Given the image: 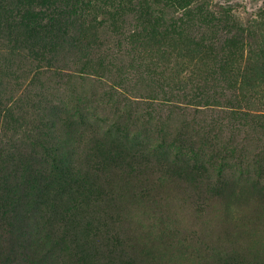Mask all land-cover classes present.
<instances>
[{"label":"rangeland","instance_id":"1","mask_svg":"<svg viewBox=\"0 0 264 264\" xmlns=\"http://www.w3.org/2000/svg\"><path fill=\"white\" fill-rule=\"evenodd\" d=\"M263 10L0 0V178L40 139L65 153L40 197L67 201L65 243L35 264H264V123L234 113L264 84Z\"/></svg>","mask_w":264,"mask_h":264},{"label":"trees","instance_id":"2","mask_svg":"<svg viewBox=\"0 0 264 264\" xmlns=\"http://www.w3.org/2000/svg\"><path fill=\"white\" fill-rule=\"evenodd\" d=\"M226 4L220 7L232 8ZM261 88L258 100L241 101L243 106L235 103V109L247 110L234 113L264 123V84ZM55 141L49 146L45 140H38L41 156L37 163L21 165L15 180L9 175L0 178V264H35L43 259L46 246L60 250L65 243L60 217L68 212L67 201L63 204L66 207H60L61 201L56 198L40 205L41 196L47 198L50 191L54 195L60 193L67 184L64 178L67 174L61 166L65 153ZM32 207L34 211L30 210Z\"/></svg>","mask_w":264,"mask_h":264}]
</instances>
